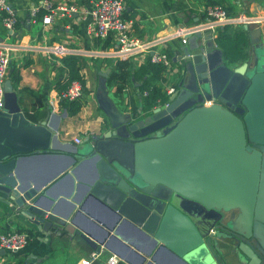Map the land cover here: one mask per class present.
Listing matches in <instances>:
<instances>
[{"label": "water", "instance_id": "water-1", "mask_svg": "<svg viewBox=\"0 0 264 264\" xmlns=\"http://www.w3.org/2000/svg\"><path fill=\"white\" fill-rule=\"evenodd\" d=\"M243 28L256 53L252 66L230 68L209 35L189 36L174 92L140 116L121 113L99 91L109 130L72 156L58 152L62 117L30 123L8 75L0 112V204L8 215L47 237L71 234L76 206L60 215L50 191L90 162L88 196L149 238L152 249L182 264H264V46L260 28ZM48 162L57 165L45 178L23 175Z\"/></svg>", "mask_w": 264, "mask_h": 264}, {"label": "crops", "instance_id": "crops-1", "mask_svg": "<svg viewBox=\"0 0 264 264\" xmlns=\"http://www.w3.org/2000/svg\"><path fill=\"white\" fill-rule=\"evenodd\" d=\"M6 1L15 10L17 24L12 32L6 31L0 16V44L15 48L11 53L8 75L10 80L13 73L19 78L16 85L11 81L16 105L32 124L44 122L52 114L62 117L57 135L61 148L58 150L59 154L72 156L74 148L77 152H82L89 144L86 140L91 141L92 137H100L109 130V121L96 100V94L103 89L121 113L140 116L144 112V96L139 90L141 82L135 81L131 76L118 93L116 87L107 85V78L118 60L109 58L104 53L115 49L116 43L112 33L103 39L93 35L91 19L86 11L96 0H47L54 8L62 6L75 9L70 14L53 19L50 25L42 24V18L46 14L43 9L39 10L34 20L31 17V11L38 7L41 0ZM122 1L125 5L124 18L130 24V35L141 41L163 38L179 29L197 25L203 21V9L208 5H221L233 16L264 18V0ZM257 27L261 30V42L264 46V21ZM238 28L230 29L234 31ZM209 40L212 43L210 36ZM200 42L204 40L200 39L198 43ZM185 46L179 38L166 43L172 74L168 81L163 80L157 84L162 92L166 88V82L174 87L181 76ZM59 49L66 50V54L55 55L50 52ZM246 52L247 60H250L252 66L256 53L250 43ZM66 55H74L80 59V73L86 88V94L82 98L83 106L74 116H70L60 103L56 90L62 69L60 59ZM259 56L264 57V47ZM128 61L131 70H136L146 64L149 58L137 55ZM228 64L230 68L241 65L229 61ZM103 74H106V78L102 77ZM162 77L164 79L163 74ZM63 113H66L64 118ZM76 138L80 140L78 144L74 141ZM56 165L55 162H48L34 168H25L23 175L28 179H43ZM92 175V164L85 163L71 178H64L50 191L51 196L56 198L55 204L60 215L66 214L71 204L76 206V211L68 222L71 234L47 237L20 216H9L8 207L0 204V234L20 231L29 237L27 245L18 252L0 249V264H80L81 261L90 260L92 254L96 255V259L90 264H108L107 260L111 257L116 259L117 264H139V256L146 257L151 264H182L170 253L156 247L152 249L153 243L149 238L132 225L121 221L117 223L111 211L92 200L86 189ZM105 231L108 237L100 245L99 241L105 237ZM81 235L97 244L98 249L93 250Z\"/></svg>", "mask_w": 264, "mask_h": 264}, {"label": "built area", "instance_id": "built-area-1", "mask_svg": "<svg viewBox=\"0 0 264 264\" xmlns=\"http://www.w3.org/2000/svg\"><path fill=\"white\" fill-rule=\"evenodd\" d=\"M40 9L46 11V14L42 18L43 25H50L53 19L75 11L73 7L59 6L54 8L47 0H41L38 7L31 11L33 20L38 15ZM86 13L91 19L95 38L103 39L109 33L114 35L116 47L110 53H104V55L117 60H128L137 55H145L149 58L150 63L163 66L164 81H168L172 74L171 59L166 51V43L168 41L179 38L181 44L185 46L187 44V37L196 33H207L214 47H217L215 38L217 37L219 28H236L246 25L257 27L264 21V18L258 16H233L221 5H208L203 9V21L197 25L184 30L179 29L163 38L141 41L130 35V24L124 18L125 5L122 0H96ZM0 16L4 29L12 32L17 24V17L15 10L6 0H0ZM14 50V46L0 44V112L3 111L4 107V82L9 74L11 53ZM50 52H53L55 55L66 54V50L64 49L52 50ZM163 92L169 97L174 92V87L166 82V88ZM143 95L147 96V92H144ZM80 97L81 85L79 82L74 81L71 82L65 91L59 93L58 100L60 102H70ZM74 141L77 144L80 142L78 138ZM28 240V234L25 232L12 231L0 234V249L11 253L18 252L27 245ZM95 259L96 255L92 254L90 260L81 261L80 264H90ZM107 262L108 264H117L114 257L109 258Z\"/></svg>", "mask_w": 264, "mask_h": 264}, {"label": "trees", "instance_id": "trees-1", "mask_svg": "<svg viewBox=\"0 0 264 264\" xmlns=\"http://www.w3.org/2000/svg\"><path fill=\"white\" fill-rule=\"evenodd\" d=\"M216 46L222 50L225 59L229 62L242 64L247 60V48L249 39L247 31L243 27L237 30H231L229 27L219 28L217 37L215 38ZM62 69L59 75L56 90L58 93L65 91L71 82L77 81L81 85V97L74 101H61L65 106L68 114L74 116L81 110L83 106V97L86 94L85 81L80 73V59L74 55H66L60 59ZM164 68L159 64H152L149 61L139 66L136 70H131L128 60L115 61L110 75L107 78L109 87H116L117 93L121 92L129 77H133L135 81L141 82V94L147 92L144 96V111H149L158 104L166 103L168 97L162 92L158 83L163 82ZM18 76L12 74L11 81L13 85L18 83Z\"/></svg>", "mask_w": 264, "mask_h": 264}, {"label": "rangeland", "instance_id": "rangeland-1", "mask_svg": "<svg viewBox=\"0 0 264 264\" xmlns=\"http://www.w3.org/2000/svg\"><path fill=\"white\" fill-rule=\"evenodd\" d=\"M247 61V60H246Z\"/></svg>", "mask_w": 264, "mask_h": 264}]
</instances>
